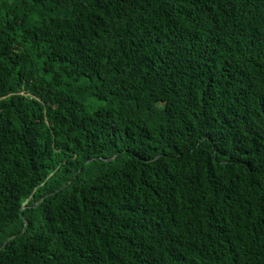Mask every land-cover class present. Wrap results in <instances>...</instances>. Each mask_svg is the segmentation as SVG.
I'll list each match as a JSON object with an SVG mask.
<instances>
[{"label": "trees", "instance_id": "obj_1", "mask_svg": "<svg viewBox=\"0 0 264 264\" xmlns=\"http://www.w3.org/2000/svg\"><path fill=\"white\" fill-rule=\"evenodd\" d=\"M0 264H264V0H0Z\"/></svg>", "mask_w": 264, "mask_h": 264}]
</instances>
